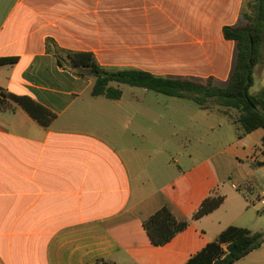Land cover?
<instances>
[{"label":"crops","instance_id":"0c3cea01","mask_svg":"<svg viewBox=\"0 0 264 264\" xmlns=\"http://www.w3.org/2000/svg\"><path fill=\"white\" fill-rule=\"evenodd\" d=\"M244 10L245 0H0V57H18L0 65V96L55 114L44 125L13 99L0 107V264H184L228 225L249 226L255 200L243 188L264 201L263 128L238 137L235 127L218 153L240 168L232 184L201 156L156 183L133 169L125 143L141 97L93 95L94 76L48 46L91 51L109 69L224 85L237 44L223 28L245 23ZM254 85L264 87V48ZM214 188L222 205L152 242L147 217L165 204L191 216ZM233 264H264V243Z\"/></svg>","mask_w":264,"mask_h":264},{"label":"trees","instance_id":"16d2710c","mask_svg":"<svg viewBox=\"0 0 264 264\" xmlns=\"http://www.w3.org/2000/svg\"><path fill=\"white\" fill-rule=\"evenodd\" d=\"M247 10L242 12L247 21L239 25H226L224 36L237 44L235 64L229 81L218 84L213 77L200 81L189 77H166L137 68L109 69L102 66L91 51L66 50L55 45L49 49L64 65V53L70 66L79 75H92L95 78L92 94L119 99L123 95L120 84L142 87L159 93L180 98H191L201 108L216 111L226 116L237 129L238 137L258 129H264V87L253 93L255 68L261 62L264 48V0H245ZM16 56L0 57V65L14 64ZM118 85H113V83ZM13 99L24 106L40 123L49 125L55 114L28 96L2 92L0 105ZM264 151V135L262 137ZM264 165V161L258 162ZM226 195L214 188L191 216L177 213L171 204H165L143 224L156 245L172 240L190 223L211 213L225 201ZM264 243V230H253L236 224L228 225L215 239L208 242L200 251L193 254L184 264H233Z\"/></svg>","mask_w":264,"mask_h":264},{"label":"rangeland","instance_id":"374dc122","mask_svg":"<svg viewBox=\"0 0 264 264\" xmlns=\"http://www.w3.org/2000/svg\"><path fill=\"white\" fill-rule=\"evenodd\" d=\"M120 87L126 100L134 94L142 99L141 109L129 113L126 123L125 143L128 157L134 161L133 169L160 183L170 177L172 171L179 172L182 166L201 156L211 159L214 169L226 176L228 184L240 175L234 160L218 154L230 143L236 127L225 117L201 109L191 98L170 96L129 84H120ZM251 91L255 93L257 85L252 86ZM132 146L137 150L133 151ZM243 191L255 202L250 204L249 217L242 223L263 231L264 201H258L257 193L245 187Z\"/></svg>","mask_w":264,"mask_h":264},{"label":"built area","instance_id":"2783aa9c","mask_svg":"<svg viewBox=\"0 0 264 264\" xmlns=\"http://www.w3.org/2000/svg\"><path fill=\"white\" fill-rule=\"evenodd\" d=\"M1 97V96H0ZM0 107H1V105H0Z\"/></svg>","mask_w":264,"mask_h":264}]
</instances>
